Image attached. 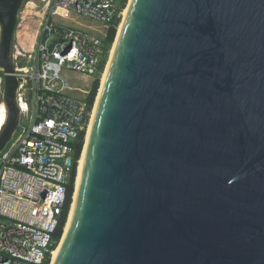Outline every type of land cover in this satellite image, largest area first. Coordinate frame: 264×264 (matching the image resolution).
I'll return each mask as SVG.
<instances>
[{"label": "water", "instance_id": "water-1", "mask_svg": "<svg viewBox=\"0 0 264 264\" xmlns=\"http://www.w3.org/2000/svg\"><path fill=\"white\" fill-rule=\"evenodd\" d=\"M114 43L54 264H264V0H130Z\"/></svg>", "mask_w": 264, "mask_h": 264}, {"label": "built area", "instance_id": "built-area-1", "mask_svg": "<svg viewBox=\"0 0 264 264\" xmlns=\"http://www.w3.org/2000/svg\"><path fill=\"white\" fill-rule=\"evenodd\" d=\"M28 3L35 10L41 7L42 13L27 48L18 41L10 46L18 120L0 150V264H42L58 243L55 234L67 205L73 167L77 168L82 153L76 159L80 138L92 115L89 95L106 63L107 33L125 8L121 0H27L26 6ZM69 12L103 23L106 33L99 37L54 21V17L66 18ZM2 32L0 23V40ZM66 71L84 78L98 77L82 90L71 87L62 75ZM2 74L0 68V108L6 111L5 124ZM75 177L76 171L74 182Z\"/></svg>", "mask_w": 264, "mask_h": 264}, {"label": "rangeland", "instance_id": "rangeland-1", "mask_svg": "<svg viewBox=\"0 0 264 264\" xmlns=\"http://www.w3.org/2000/svg\"><path fill=\"white\" fill-rule=\"evenodd\" d=\"M26 2H27V0H24V2H22L21 6L18 9L17 26L14 30L11 45L16 44L17 41L19 42V39L17 37V34H18V36L23 37L22 41L27 48L28 40L31 39V34L33 33L34 29L36 28V24L39 21L38 15H40L42 13V11H41L42 8L40 7V8H37L36 10H34V5L26 6ZM128 2H129V0H127V2L125 4V8L127 7ZM26 10L30 11V12L28 13V15L25 16L24 13L26 12ZM54 21L59 22V23L63 24L64 26H67V27H71V28L79 29L81 31L93 33L99 37H103L107 31V26L104 25L103 23L96 21V20H91V19H88L85 17H80V16L74 14L73 12H69V14L67 15L66 18L54 17ZM121 21H122V17L119 20V22L116 24V26L114 27L115 28V37H114L112 44L108 48L107 60L109 59L110 51L113 47V44H114V41H115V38L117 35L118 27H119ZM25 26L29 27L28 30L26 31V34H24V32H25L24 27ZM107 60H106V63L108 62ZM104 68H105V65H104ZM62 75L66 79L69 80L72 88H78V89H82V90L88 89L92 85V79L98 77V75L96 74L93 76V78L92 77L91 78H84L82 75L75 74L71 71L63 72ZM1 77H3V79L5 80V77L3 74ZM100 78H101V76L99 77V79H97L98 89H97L96 96H95V99L93 102L92 110H93V107L95 105V101H96V98L98 95V91L100 89ZM90 121H91V119H90ZM82 139H83L82 142H83V146H84L85 139H86V133L83 135ZM14 144H15V141L13 143L10 142V144H8V146L6 147L5 150L9 151ZM83 146H82V150H83ZM76 174H77V168H76ZM74 189H75V182H74L73 192H74ZM64 228H65V226H64Z\"/></svg>", "mask_w": 264, "mask_h": 264}, {"label": "bare ground", "instance_id": "bare-ground-1", "mask_svg": "<svg viewBox=\"0 0 264 264\" xmlns=\"http://www.w3.org/2000/svg\"><path fill=\"white\" fill-rule=\"evenodd\" d=\"M129 2H130V0H129ZM129 2H128V3H129ZM28 5H33V4H32V3H28L27 6H28ZM25 7H26V6H25ZM34 7H35V6H34ZM34 10H35V9H34ZM41 11H42V10H41ZM29 12H30V11H27V10H26V12L24 13V15H25V16L28 15ZM126 12H127V7H126V8L124 9V11H123L122 21L124 20V17H125V15H126ZM61 13H63V12H61ZM29 15H30V14H29ZM33 15H34V14H33ZM22 16H23V15H22ZM38 16H39V15H38ZM122 21H121V23H120V25H119V27H118V31H117V35H116V36H118V34H119V31H120V28H121ZM24 29H25L24 34H26V31L28 30V26H25ZM18 31H19V30H18ZM16 33H17V32H16ZM17 37H18V39H19V42H20L21 44L24 45V43H23V41H22V38H23V37L18 36V34H17ZM30 40H31V39H29V41H30ZM114 42H115V41H114ZM114 45H115V43L113 44V47H112V49H111V51H110L109 59H108V60L106 59L108 62L105 63V68L103 69V71H102V73H101L100 86H102V84H103V82H104V80H105L106 72H107L108 65H109V62H110V59H111V56H112V52H113V49H114ZM98 94H100V90L98 91ZM97 98H98V97H97ZM96 100H97V99H96ZM96 105H97V104H96V101H95V105H94L93 110H92L91 121H90L89 126H88V129H87V131H86V139H85V143H84V144H86V141L88 140V137H89V133H90V129H91L92 120H93V117H94V113H95ZM5 112H6V111H5V108H0V127L5 125V124H4V120H5V117H6ZM6 121H7V119H6ZM5 123H6V122H5ZM84 154H85V146H83V150H82V153H81V157H80L79 162H78V164H77L78 166H77V174H76V177H75V189H74L75 193H74V197H73V199H71V204H70L69 212H68V215H67V221H66V223H65V228H63V234H62V236H61V239L59 240V242L57 243L55 249H54V250L52 251V253H51V257H50L49 264H54V263H55L56 258H57V256H58V253H59V251H60V249H61L62 243H63V241H64V238H65L66 232H67L68 227H69V223H70V220H71V217H72V214H73V210H74V200H75L76 191H77L78 184H79L80 171H81L82 164H83V161H84Z\"/></svg>", "mask_w": 264, "mask_h": 264}, {"label": "trees", "instance_id": "trees-1", "mask_svg": "<svg viewBox=\"0 0 264 264\" xmlns=\"http://www.w3.org/2000/svg\"><path fill=\"white\" fill-rule=\"evenodd\" d=\"M126 2H127V0H121V5L125 6ZM118 22H119V20L117 21V23ZM116 24H115V26H116ZM15 27H16V22H15ZM15 27H14V30H15ZM114 27L111 28L108 31V33H107V37H106V41H105V49H106V51H108V48L110 47V45L112 44V42L114 40V37H115V28ZM14 30H13V32H14ZM11 42H12V40H11ZM103 67H104V64L101 65V67H100L101 71H102ZM97 89H98V81L96 80L95 83L93 84L92 90H91L90 95H89L90 105H92L93 102H94ZM80 151H81V145L78 147L76 159H78V157L80 155ZM74 176H75V172L72 173L71 185H70V188H69V191H68V201H67V205H66V207H65V209L63 211V215H62V218H61V224H60V226L58 228L57 233L55 234V241L56 242H59V240L61 239L63 228H64V225H65V222H66V219H67V215H68V212H69V208H70V204H71V198H72V195H73ZM50 249H51V251H53L55 249V247L52 246ZM49 261H50V256L48 255L46 257L45 261L42 264H49Z\"/></svg>", "mask_w": 264, "mask_h": 264}, {"label": "flooded vegetation", "instance_id": "flooded-vegetation-1", "mask_svg": "<svg viewBox=\"0 0 264 264\" xmlns=\"http://www.w3.org/2000/svg\"><path fill=\"white\" fill-rule=\"evenodd\" d=\"M82 137L80 138V144L79 145H81V150H82V146H83V142H82ZM76 171V166H74L73 167V172H75Z\"/></svg>", "mask_w": 264, "mask_h": 264}]
</instances>
